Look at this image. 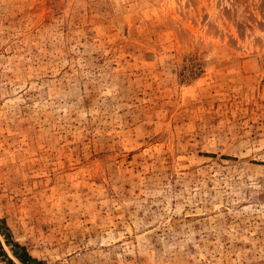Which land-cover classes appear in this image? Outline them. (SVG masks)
I'll return each instance as SVG.
<instances>
[{
    "label": "rangeland",
    "instance_id": "374dc122",
    "mask_svg": "<svg viewBox=\"0 0 264 264\" xmlns=\"http://www.w3.org/2000/svg\"><path fill=\"white\" fill-rule=\"evenodd\" d=\"M0 264H264V0H0Z\"/></svg>",
    "mask_w": 264,
    "mask_h": 264
}]
</instances>
